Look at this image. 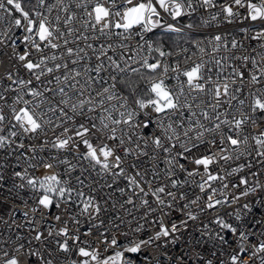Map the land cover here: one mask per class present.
<instances>
[{"label":"snow or ice","instance_id":"6c2138e0","mask_svg":"<svg viewBox=\"0 0 264 264\" xmlns=\"http://www.w3.org/2000/svg\"><path fill=\"white\" fill-rule=\"evenodd\" d=\"M0 264H264V0H0Z\"/></svg>","mask_w":264,"mask_h":264},{"label":"built area","instance_id":"2783aa9c","mask_svg":"<svg viewBox=\"0 0 264 264\" xmlns=\"http://www.w3.org/2000/svg\"><path fill=\"white\" fill-rule=\"evenodd\" d=\"M209 31H210V29H209Z\"/></svg>","mask_w":264,"mask_h":264}]
</instances>
